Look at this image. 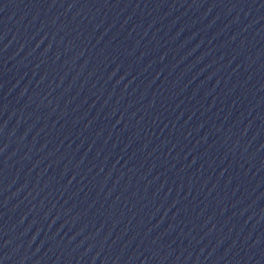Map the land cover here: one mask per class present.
<instances>
[{
    "label": "water",
    "instance_id": "obj_1",
    "mask_svg": "<svg viewBox=\"0 0 264 264\" xmlns=\"http://www.w3.org/2000/svg\"><path fill=\"white\" fill-rule=\"evenodd\" d=\"M0 264H264V0H0Z\"/></svg>",
    "mask_w": 264,
    "mask_h": 264
}]
</instances>
